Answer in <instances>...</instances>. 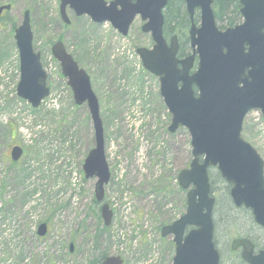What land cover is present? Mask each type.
Returning <instances> with one entry per match:
<instances>
[{
    "label": "rangeland",
    "instance_id": "rangeland-1",
    "mask_svg": "<svg viewBox=\"0 0 264 264\" xmlns=\"http://www.w3.org/2000/svg\"><path fill=\"white\" fill-rule=\"evenodd\" d=\"M6 4L11 8L0 16V197L5 195L0 264H94L90 261L102 253L119 256L123 264H172V235L162 237L161 228L186 208L187 189L179 186L177 177L192 159L190 134L185 127L168 131L171 114L160 95L158 77L144 69L136 53L139 47L153 45L150 33L141 31L144 21L137 15L123 36L109 22L95 23L70 8V23H64L59 0H0V6ZM25 10L49 87L36 108L16 93L19 57L14 29ZM188 26L185 23L180 35L166 34L163 23L167 40L176 34L184 48L186 43L183 55L190 52ZM57 40L90 76L98 99L110 172L102 202L94 196L96 177L86 178L82 170L95 146L93 123L87 104H75L51 54ZM241 136L264 162V119L259 110L246 114ZM15 145L23 153L14 162L10 151ZM208 175L220 264H239L231 240L242 234L264 237V231L249 210L226 208L229 185L213 167ZM102 203L112 211L109 226L101 217ZM43 222L48 232L39 237L35 227ZM3 224L11 228L7 235Z\"/></svg>",
    "mask_w": 264,
    "mask_h": 264
},
{
    "label": "water",
    "instance_id": "water-1",
    "mask_svg": "<svg viewBox=\"0 0 264 264\" xmlns=\"http://www.w3.org/2000/svg\"><path fill=\"white\" fill-rule=\"evenodd\" d=\"M167 1L59 0V15L69 24L67 8H70L76 16L87 15L95 23L109 22L123 36L137 15L144 21L141 31L150 33L153 46L139 47L136 53L144 69L158 77L160 95L171 114L168 131L185 127L190 134L192 154L188 168L177 177L179 186L187 189L185 212L162 226L161 236L172 235L175 246L172 264H219L213 238L215 199L211 195L210 167L216 168L229 184L233 205L250 210L254 222L264 228V162L241 136L243 119L249 111L259 110L264 119V0H240L244 22L223 32L215 26L212 0H184L191 19L188 31L191 53L182 59L177 57V36L173 35L169 43L163 36L162 11ZM10 8V4L1 5L0 15ZM196 8H200L199 26L193 22ZM14 40L20 72L16 93L36 108L48 96L49 87L40 53L33 48L28 10L14 29ZM50 51L59 62L75 104H87L95 146L85 157L82 170L86 178L96 177L94 196L97 202H102L110 172L104 156L98 99L90 76L67 52L63 42H54ZM195 57L197 66L191 72ZM22 152V147L13 146L12 161H17ZM100 212L104 225L109 226L112 211L108 203H102ZM46 231L43 222L37 233L44 236ZM240 246L244 249L242 257L249 264H263L256 262L258 257L252 255L248 239L231 240L232 250ZM72 247L70 244V252ZM122 263L119 256H106L99 264Z\"/></svg>",
    "mask_w": 264,
    "mask_h": 264
},
{
    "label": "flooded vegetation",
    "instance_id": "flooded-vegetation-1",
    "mask_svg": "<svg viewBox=\"0 0 264 264\" xmlns=\"http://www.w3.org/2000/svg\"><path fill=\"white\" fill-rule=\"evenodd\" d=\"M210 6L212 8L213 15H214L215 26L217 27V29L219 31L223 32V31H226L229 29H234L237 26L241 25L245 20L243 14L241 12L242 5L240 3V0H233V2H231V5L226 1L224 2L223 0H221V3L218 2L217 0H212ZM184 7H185V4H184ZM185 11H186V9H185ZM187 19L189 22V26H188V29H189L191 20H190L189 16L187 17ZM193 22L196 26H199V24H200V8L195 9L194 14H193ZM169 39H170V37H169ZM169 39L168 40L166 39L167 42H169ZM178 46H179V48H178L177 57L179 59H182L191 53V49H190V52L187 55H179L180 48L183 47L182 43L180 42L179 37H178ZM189 47H190V45H189ZM194 66H195V68L197 66V57H195V59H194L193 67ZM194 90L196 91L195 87H194ZM257 228L259 230L264 231V228L260 227L259 225H257ZM239 238L248 239L251 242V244H252L251 253H252V255L258 257V258H256V262H262L264 264V237L260 236L257 238H251L248 235L245 236L244 234H242ZM243 251H244L243 247L240 246L236 250H234L233 252L237 253L238 258H239V264H249L242 257ZM259 255H262L263 257L262 256L259 257Z\"/></svg>",
    "mask_w": 264,
    "mask_h": 264
},
{
    "label": "trees",
    "instance_id": "trees-1",
    "mask_svg": "<svg viewBox=\"0 0 264 264\" xmlns=\"http://www.w3.org/2000/svg\"><path fill=\"white\" fill-rule=\"evenodd\" d=\"M218 1V0H217ZM224 2H233V0H223ZM221 2V0H219ZM184 0H168L167 5L163 11L164 13V25H165V33L169 34L170 32H177L179 35L182 33L181 30H183L185 23L189 24L188 22V15L183 7ZM164 31V27H163ZM184 32V31H183ZM185 34V33H184ZM187 41V37L185 38V42ZM183 45V43H182ZM186 48V43H185ZM184 46L180 48L179 55H183L185 53ZM228 185V184H227ZM229 188V186H228ZM224 197V201L228 200V203L225 202V207L229 208L231 207L232 201L229 196V191ZM103 230H106V227H102ZM215 242V241H214ZM106 255L102 253L98 257L94 258L90 263L98 264L100 263Z\"/></svg>",
    "mask_w": 264,
    "mask_h": 264
},
{
    "label": "built area",
    "instance_id": "built-area-1",
    "mask_svg": "<svg viewBox=\"0 0 264 264\" xmlns=\"http://www.w3.org/2000/svg\"><path fill=\"white\" fill-rule=\"evenodd\" d=\"M3 192L2 189H0V193ZM4 202H5V195L3 194L1 197H0V216L2 215L3 211H4ZM4 228V231L6 232V235L8 233H10L11 231V228L6 226L5 224H3L1 226V228ZM36 228L37 226L35 227V231H36ZM2 239H0V242H1ZM0 248H1V244H0Z\"/></svg>",
    "mask_w": 264,
    "mask_h": 264
}]
</instances>
